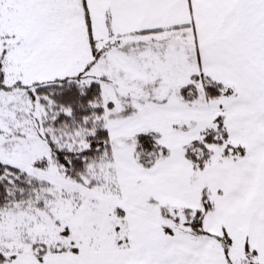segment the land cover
<instances>
[{
	"label": "snow or ice",
	"instance_id": "snow-or-ice-1",
	"mask_svg": "<svg viewBox=\"0 0 264 264\" xmlns=\"http://www.w3.org/2000/svg\"><path fill=\"white\" fill-rule=\"evenodd\" d=\"M0 264H264V0H0Z\"/></svg>",
	"mask_w": 264,
	"mask_h": 264
}]
</instances>
